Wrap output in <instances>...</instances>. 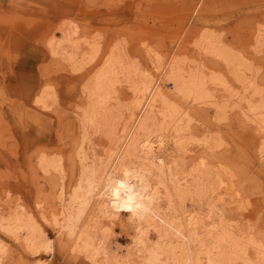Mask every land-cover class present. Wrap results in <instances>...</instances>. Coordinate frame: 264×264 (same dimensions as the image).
<instances>
[{"label":"bare ground","instance_id":"6f19581e","mask_svg":"<svg viewBox=\"0 0 264 264\" xmlns=\"http://www.w3.org/2000/svg\"><path fill=\"white\" fill-rule=\"evenodd\" d=\"M263 26L252 33L254 51L263 53L258 58L262 64ZM66 30L63 41L49 42V49L73 71H83L90 59L81 61L97 43L89 41L86 52L77 38L78 28ZM194 35L199 55L209 53L214 61L188 62L182 57L189 53L186 40L178 53L163 63L160 73H155L141 62L130 63L124 48L114 46L84 87L87 106L81 112V141L75 146L80 170L72 168L69 196L62 192L57 197L60 208L53 213V225L57 233L66 230L73 251L96 264H264L263 230L254 224L248 226L249 222L247 226L238 223L247 215L246 210L261 207L260 201L256 203L259 208L254 207L239 190L250 170L235 158L243 157L246 151L238 144L234 157L229 148L233 141L218 137L219 132L212 133L215 137L208 132L200 137L195 122L201 120L204 111L193 108L213 106L218 120L234 111L249 126L258 128L261 137L255 156L263 160L264 90L259 88L257 72L247 73V54L234 52L221 36L208 30H197ZM152 50L148 48L145 53L154 63ZM231 81L238 84L236 91ZM121 83L127 85L128 95H122ZM44 98L36 102L49 108ZM96 135L106 139L104 150L98 151L97 139L92 138ZM216 148L228 154L219 166L199 154V150L213 153ZM37 164L55 186L68 169L64 159L43 153ZM21 213L16 221L31 217L26 211ZM123 217L134 227L133 247L126 253L119 245H112L107 231L114 224H125ZM4 218H0L2 230L14 233L18 227L15 219ZM23 228L16 232V238L22 234L28 249L53 250L50 237L44 236L46 243L38 246L34 228L30 224ZM3 247L0 241V253Z\"/></svg>","mask_w":264,"mask_h":264},{"label":"rangeland","instance_id":"374dc122","mask_svg":"<svg viewBox=\"0 0 264 264\" xmlns=\"http://www.w3.org/2000/svg\"><path fill=\"white\" fill-rule=\"evenodd\" d=\"M66 23L69 25L65 26ZM61 25L62 29L57 31ZM263 25L264 0H0V218L15 219L18 225L10 234L0 224V241L4 246L0 264H37L45 259L47 264H96L72 250L73 243L68 241L66 230L57 233L53 213L60 208L58 195L64 192L69 196L72 168L80 170L75 146L81 141V112L87 106L84 87L96 76L114 46L124 48L130 63L141 62L142 67L149 66L160 73L163 63L175 56L186 40L189 53L182 52V57L188 62L214 61L209 53L199 55L194 35L197 30H208L209 34L221 36L234 52L247 54V73L257 72L259 88L264 90V64L258 60L263 53L254 51L256 43L252 35ZM74 26L86 52L89 41L97 43L81 62L90 61L83 71L77 72L49 49V42L63 41L66 28ZM148 48H154V63L145 53ZM231 83L236 91L238 84ZM119 87L122 95L130 92L125 83ZM216 93L221 94L219 90ZM39 97H46L44 100L50 107H40L36 102ZM193 108L204 111L201 120L195 122L200 137L206 132L210 135L219 132L218 137L233 141L229 148L234 157L236 145L246 151L243 157L235 158L239 165L250 170L249 178L238 189L254 207L259 208V201L261 207L246 210L247 215L241 216L238 223L254 224L264 234V159L255 156L260 130L249 126L234 111L218 120L213 106L204 107L205 110ZM92 138L97 139L98 151L105 149L107 141L103 136ZM199 151L217 166L227 154L217 148L213 153ZM42 153L52 159H64L68 165L57 186L47 180L37 164ZM190 203L187 202L189 207ZM24 211L31 219L16 221ZM126 219L123 217L125 224L120 222L107 228L109 234L114 233L109 236L112 245H119L124 253L132 249L134 234L133 225ZM28 224L34 228L38 246L46 243L44 236L52 239V251L40 247L35 252L24 246L22 234L16 238V232L23 231Z\"/></svg>","mask_w":264,"mask_h":264}]
</instances>
